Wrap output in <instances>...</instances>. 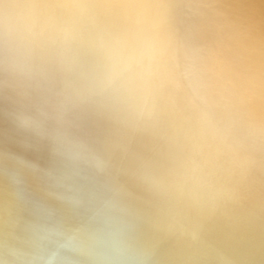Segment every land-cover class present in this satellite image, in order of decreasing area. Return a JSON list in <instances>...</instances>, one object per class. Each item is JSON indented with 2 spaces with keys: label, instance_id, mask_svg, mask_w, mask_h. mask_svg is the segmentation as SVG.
I'll use <instances>...</instances> for the list:
<instances>
[{
  "label": "bare ground",
  "instance_id": "bare-ground-1",
  "mask_svg": "<svg viewBox=\"0 0 264 264\" xmlns=\"http://www.w3.org/2000/svg\"><path fill=\"white\" fill-rule=\"evenodd\" d=\"M114 2L67 56L0 54V264H264V0H166L176 80L139 121L89 91Z\"/></svg>",
  "mask_w": 264,
  "mask_h": 264
},
{
  "label": "clouds",
  "instance_id": "clouds-1",
  "mask_svg": "<svg viewBox=\"0 0 264 264\" xmlns=\"http://www.w3.org/2000/svg\"><path fill=\"white\" fill-rule=\"evenodd\" d=\"M93 7L91 0H0V54L69 55L83 41L80 22ZM103 7L120 23L88 34L90 95L127 120L150 118L176 80L166 0H115ZM178 179L191 196L212 195L196 153H189Z\"/></svg>",
  "mask_w": 264,
  "mask_h": 264
}]
</instances>
